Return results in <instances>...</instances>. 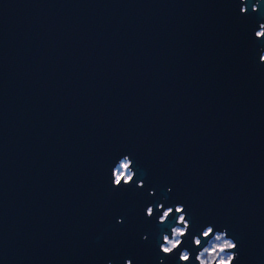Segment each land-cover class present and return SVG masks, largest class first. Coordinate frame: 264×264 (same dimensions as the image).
I'll return each mask as SVG.
<instances>
[{"label":"water","instance_id":"obj_1","mask_svg":"<svg viewBox=\"0 0 264 264\" xmlns=\"http://www.w3.org/2000/svg\"><path fill=\"white\" fill-rule=\"evenodd\" d=\"M254 3L0 0V264H178L159 203L184 205L193 261L211 224L264 264ZM123 154L143 187L112 189Z\"/></svg>","mask_w":264,"mask_h":264},{"label":"clouds","instance_id":"obj_2","mask_svg":"<svg viewBox=\"0 0 264 264\" xmlns=\"http://www.w3.org/2000/svg\"><path fill=\"white\" fill-rule=\"evenodd\" d=\"M258 5L259 0H256V3L252 5L253 13L257 12ZM240 13L248 14L246 0H241ZM260 21H264V15L260 16L258 27L252 34L254 42L255 40L264 39V22ZM253 60L255 62V57H253ZM260 64H264V48L259 49L257 67ZM136 175L134 161L129 154H123L115 161L111 170L112 189L131 187L134 182L137 187H143V180H135ZM168 191H171V189L169 188ZM149 195H152V192ZM155 209L160 211V215L156 219L161 225L168 224L172 215H175V224L169 227L168 232L162 231L159 236V253L162 256H176L178 252V264H194V262L195 264H236L239 258V246L237 241L228 234L226 228L217 230L213 225L208 224L202 230L198 229L199 235L192 236L191 240L192 246L198 249L193 261L192 253L183 247L184 239H186L191 228L184 205L177 203L165 208L163 203H159L156 204ZM154 215V208L150 204L145 209V216L151 218ZM121 222L122 219L117 218V223ZM142 239H147V237L144 236ZM107 264H111V261H108ZM124 264H132V261L126 259ZM159 264H163V260H160Z\"/></svg>","mask_w":264,"mask_h":264}]
</instances>
